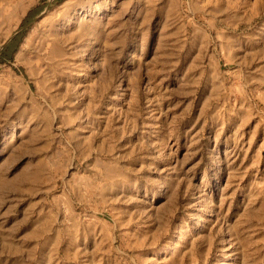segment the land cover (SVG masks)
<instances>
[{"label": "rangeland", "instance_id": "1", "mask_svg": "<svg viewBox=\"0 0 264 264\" xmlns=\"http://www.w3.org/2000/svg\"><path fill=\"white\" fill-rule=\"evenodd\" d=\"M0 264H264V0H0Z\"/></svg>", "mask_w": 264, "mask_h": 264}, {"label": "bare ground", "instance_id": "2", "mask_svg": "<svg viewBox=\"0 0 264 264\" xmlns=\"http://www.w3.org/2000/svg\"><path fill=\"white\" fill-rule=\"evenodd\" d=\"M32 94V93H31Z\"/></svg>", "mask_w": 264, "mask_h": 264}]
</instances>
